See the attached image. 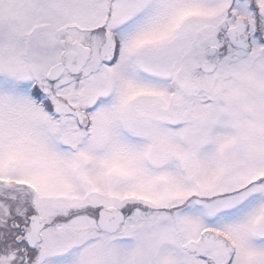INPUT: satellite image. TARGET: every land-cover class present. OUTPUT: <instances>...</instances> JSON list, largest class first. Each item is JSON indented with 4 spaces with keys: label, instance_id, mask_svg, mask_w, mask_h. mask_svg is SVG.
I'll return each mask as SVG.
<instances>
[{
    "label": "snow or ice",
    "instance_id": "1",
    "mask_svg": "<svg viewBox=\"0 0 264 264\" xmlns=\"http://www.w3.org/2000/svg\"><path fill=\"white\" fill-rule=\"evenodd\" d=\"M0 264H264V0H0Z\"/></svg>",
    "mask_w": 264,
    "mask_h": 264
}]
</instances>
